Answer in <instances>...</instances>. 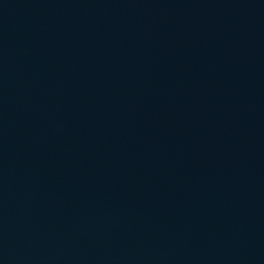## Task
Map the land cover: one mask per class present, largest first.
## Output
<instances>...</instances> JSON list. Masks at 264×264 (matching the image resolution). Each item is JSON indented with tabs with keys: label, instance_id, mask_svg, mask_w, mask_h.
I'll return each mask as SVG.
<instances>
[{
	"label": "water",
	"instance_id": "95a60500",
	"mask_svg": "<svg viewBox=\"0 0 264 264\" xmlns=\"http://www.w3.org/2000/svg\"><path fill=\"white\" fill-rule=\"evenodd\" d=\"M0 264H264V0H0Z\"/></svg>",
	"mask_w": 264,
	"mask_h": 264
}]
</instances>
